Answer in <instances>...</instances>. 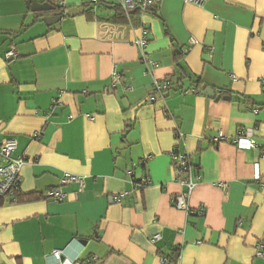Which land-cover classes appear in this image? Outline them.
Instances as JSON below:
<instances>
[{
  "label": "crops",
  "instance_id": "crops-1",
  "mask_svg": "<svg viewBox=\"0 0 264 264\" xmlns=\"http://www.w3.org/2000/svg\"><path fill=\"white\" fill-rule=\"evenodd\" d=\"M38 1L55 9L0 0V148L14 137L25 160L20 197L0 198V264H46L66 246L108 264H264V0H162L134 23L88 0ZM74 7L84 12L68 16ZM156 80L173 86L161 96ZM244 128L256 147L232 143ZM173 149L201 173L189 213L172 203L184 190ZM64 172L85 188L46 199Z\"/></svg>",
  "mask_w": 264,
  "mask_h": 264
},
{
  "label": "built area",
  "instance_id": "built-area-1",
  "mask_svg": "<svg viewBox=\"0 0 264 264\" xmlns=\"http://www.w3.org/2000/svg\"><path fill=\"white\" fill-rule=\"evenodd\" d=\"M162 0H88L89 5H99L100 3H106L110 5L121 6L125 14L129 17L132 11L146 12L154 6L161 3ZM185 2L193 3L196 5H203L208 0H184ZM138 46L143 50L148 43V32L143 30L141 36L136 42ZM17 52L11 48L5 52L7 59H15L17 57ZM113 86L122 82V76L118 72L113 73L112 78ZM153 88L155 92L164 96L171 89V82L169 80H156L154 82ZM150 100H155V96H150ZM93 119L92 116H89ZM180 133H177V137H180ZM254 128H244L241 129L237 136L232 139V143L239 148L252 149L257 146V142L254 137ZM226 138L219 135L213 138L214 144H218ZM17 140L14 137H7L0 148V154L5 158L3 163H0V198L11 197L16 200L17 194L21 191V175L20 170L25 163V160L20 157H14L13 153L17 149ZM264 158V152H263ZM170 157L172 161V167L174 171L175 178L184 187V190L175 195L172 198L173 205L184 210L187 213L191 211L189 206V197L193 191L195 185L201 180V173L191 162L190 155L185 152H181L177 149H173L170 152ZM255 178L261 179V172L258 165L256 164ZM76 184L79 188L78 192L83 190L86 186V177L83 175L75 174L72 172H64L60 177L59 185L50 188L46 194L45 198L54 201H63L67 197V193L64 187L70 184ZM149 183V179L145 177L141 186H146ZM223 188H226L225 183L220 184ZM119 199V196H116ZM206 208L200 205L197 208L199 214H204ZM161 237L160 234H155L151 241L153 243L157 242ZM69 246L64 248L54 249L52 252L45 256L46 264H108L106 261L100 259L95 255L84 256L80 253L71 257L68 254ZM256 255L264 258V243H258Z\"/></svg>",
  "mask_w": 264,
  "mask_h": 264
},
{
  "label": "water",
  "instance_id": "water-1",
  "mask_svg": "<svg viewBox=\"0 0 264 264\" xmlns=\"http://www.w3.org/2000/svg\"><path fill=\"white\" fill-rule=\"evenodd\" d=\"M28 2L30 3V7L32 11H35V12L48 11V10L55 9V7L51 5L49 2H39L38 0H28ZM83 12H84L83 7H74V8H70L67 11V15L74 16V15H77ZM62 17H63L62 14H57L55 16H49L46 18V22L48 24H53L59 21ZM203 93L211 98L215 97V90L211 87L206 88ZM224 99H229V97L225 96Z\"/></svg>",
  "mask_w": 264,
  "mask_h": 264
},
{
  "label": "trees",
  "instance_id": "trees-1",
  "mask_svg": "<svg viewBox=\"0 0 264 264\" xmlns=\"http://www.w3.org/2000/svg\"><path fill=\"white\" fill-rule=\"evenodd\" d=\"M87 6L92 8L95 6H104L107 9H109L113 16H111L110 20H113L115 22H135L137 19H139V14L141 13L140 11H132L129 17L125 14L121 6L118 5H110L106 3H100L99 5H89L87 2ZM155 7V6H154ZM153 8V7H152ZM90 11V10H88ZM61 13H63L61 11ZM39 15L43 14V12H38ZM171 82V80H169ZM173 86L171 82V87ZM207 87L206 84L202 83L201 80L198 81V84L196 85V90H204ZM220 94L224 93L223 91H218ZM20 197V192L16 196V200Z\"/></svg>",
  "mask_w": 264,
  "mask_h": 264
}]
</instances>
